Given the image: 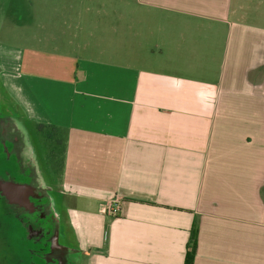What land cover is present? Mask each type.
I'll return each mask as SVG.
<instances>
[{
  "label": "crops",
  "instance_id": "0c3cea01",
  "mask_svg": "<svg viewBox=\"0 0 264 264\" xmlns=\"http://www.w3.org/2000/svg\"><path fill=\"white\" fill-rule=\"evenodd\" d=\"M62 15L61 35L0 48V82L60 138L80 264H184L194 224L193 264H264V0Z\"/></svg>",
  "mask_w": 264,
  "mask_h": 264
},
{
  "label": "flooded vegetation",
  "instance_id": "af4514ba",
  "mask_svg": "<svg viewBox=\"0 0 264 264\" xmlns=\"http://www.w3.org/2000/svg\"><path fill=\"white\" fill-rule=\"evenodd\" d=\"M0 89V264H60L57 249L77 243L58 202L56 157L39 154L44 129Z\"/></svg>",
  "mask_w": 264,
  "mask_h": 264
},
{
  "label": "rangeland",
  "instance_id": "374dc122",
  "mask_svg": "<svg viewBox=\"0 0 264 264\" xmlns=\"http://www.w3.org/2000/svg\"><path fill=\"white\" fill-rule=\"evenodd\" d=\"M70 3L71 0H0V48L22 47L27 44L37 45L40 35H61L62 25L72 24V16L62 15V12L70 11ZM5 101L6 99L3 100ZM10 104L16 107L14 102L10 101ZM8 107L7 109H10V106ZM3 108L0 107V109ZM43 134L47 137L51 136L48 129H44ZM47 141L43 140L44 143L35 141V143L39 154L46 155L47 159L49 155H53L51 149L55 150L54 158H56L50 161H55L59 175L61 155L57 153L55 147L53 148V142ZM46 165L49 166V163ZM60 200L58 197V202Z\"/></svg>",
  "mask_w": 264,
  "mask_h": 264
},
{
  "label": "trees",
  "instance_id": "16d2710c",
  "mask_svg": "<svg viewBox=\"0 0 264 264\" xmlns=\"http://www.w3.org/2000/svg\"><path fill=\"white\" fill-rule=\"evenodd\" d=\"M38 126L43 128L41 124H38ZM43 129H48V128H43ZM48 130H49L51 136H49V135H48V137L45 136V140H48L47 142H49V143H51V141H52L54 144L53 148L55 147V149H57V153L59 154L60 151H62V147L60 144V138L58 137V135L55 134L54 130H52V129H48ZM54 151L55 150L51 149V153H53V155L56 154V153H54ZM197 231H198L197 226L194 224L191 228V231H190L189 244H188V249H187L186 254H185L184 264H193L194 256L196 253V247H197Z\"/></svg>",
  "mask_w": 264,
  "mask_h": 264
},
{
  "label": "water",
  "instance_id": "95a60500",
  "mask_svg": "<svg viewBox=\"0 0 264 264\" xmlns=\"http://www.w3.org/2000/svg\"><path fill=\"white\" fill-rule=\"evenodd\" d=\"M60 264H80V251L77 248L59 247Z\"/></svg>",
  "mask_w": 264,
  "mask_h": 264
},
{
  "label": "built area",
  "instance_id": "2783aa9c",
  "mask_svg": "<svg viewBox=\"0 0 264 264\" xmlns=\"http://www.w3.org/2000/svg\"><path fill=\"white\" fill-rule=\"evenodd\" d=\"M119 210V207H118V201H113L112 203H110L108 205V212L111 213V214H115L117 213Z\"/></svg>",
  "mask_w": 264,
  "mask_h": 264
}]
</instances>
